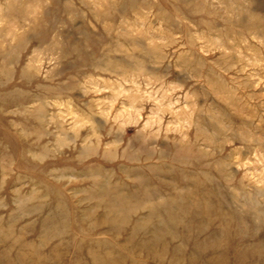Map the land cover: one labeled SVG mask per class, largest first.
<instances>
[{
  "label": "rangeland",
  "instance_id": "374dc122",
  "mask_svg": "<svg viewBox=\"0 0 264 264\" xmlns=\"http://www.w3.org/2000/svg\"><path fill=\"white\" fill-rule=\"evenodd\" d=\"M0 264H264V0H0Z\"/></svg>",
  "mask_w": 264,
  "mask_h": 264
}]
</instances>
